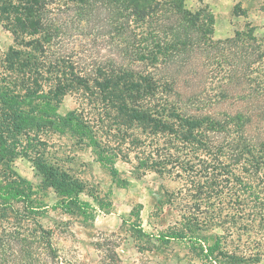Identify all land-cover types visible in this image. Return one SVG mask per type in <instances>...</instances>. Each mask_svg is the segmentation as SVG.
<instances>
[{
	"label": "trees",
	"instance_id": "trees-1",
	"mask_svg": "<svg viewBox=\"0 0 264 264\" xmlns=\"http://www.w3.org/2000/svg\"><path fill=\"white\" fill-rule=\"evenodd\" d=\"M186 2L0 0V26L14 39L0 53V264H76L62 254L42 217L51 208L79 212L88 221L95 208L82 199L84 184L52 162L43 135L69 131L108 168L123 143L114 148L101 134L102 120L94 123L84 111L61 114L68 95L112 117L130 149L140 151L138 172L182 182L175 196L181 205L188 201L184 223L160 230L157 239L188 243L218 262L222 238L236 233L254 253L227 256L260 264L264 139L253 133L264 126V46L254 28L215 40L208 7L193 10ZM212 58V83L197 85ZM224 99L251 104L216 112ZM17 159L31 161L55 191L56 204L37 196L16 171ZM89 197L100 209L109 205ZM217 229L225 234H203Z\"/></svg>",
	"mask_w": 264,
	"mask_h": 264
},
{
	"label": "rangeland",
	"instance_id": "rangeland-1",
	"mask_svg": "<svg viewBox=\"0 0 264 264\" xmlns=\"http://www.w3.org/2000/svg\"><path fill=\"white\" fill-rule=\"evenodd\" d=\"M186 5L193 10L206 7L198 0H187ZM208 9L213 14L209 7ZM235 13L238 14L237 11ZM213 20L216 23L214 14ZM235 27L232 37L236 32L248 34L254 28L249 21L239 23ZM255 33L264 46V34L260 35L256 29ZM214 37L218 40L215 29ZM13 44L12 35L0 26V53L6 52ZM227 52L226 50V54ZM246 52L250 54L252 49ZM245 55L242 60L246 59ZM251 58L254 60L255 56ZM215 61L213 58L206 61L202 73L206 76L199 77L197 85L212 83L214 70H217L214 66ZM253 66L246 73L253 72ZM195 73V77L199 73L201 75L198 69ZM250 104L251 102L242 99L239 102L224 99L218 102L215 111L230 110L232 105L246 108ZM100 107V105H91L88 100L80 96L68 95L62 103L60 113L66 114L78 109L84 111L94 123L101 119L104 126L101 128L104 129L101 132L103 138L110 141L114 148L119 143H123L120 152L113 151L117 157L110 168L101 165L92 148L79 142L69 131L55 130L43 135L52 162L57 163L84 184L85 194L82 195V199L93 202L95 208L93 220L88 221L79 212L68 214L61 209L51 208L42 217V223L54 232L56 245L65 257L76 264H240L227 255H244L249 258V255L254 253L253 250L251 252L244 247L246 238H240L236 233L231 237L222 238L221 252L215 255L218 257V262L205 260V257L194 251L188 243L182 241L165 243L157 239L160 230L179 228L184 223L182 207L187 206L188 201L181 205L178 196H175L182 182L170 179L163 181L158 174L150 170L144 174L138 172L136 157L139 155V149H130V139L122 138L111 121L112 117L110 120ZM253 134L258 140L264 139V126ZM14 167L18 174L28 181L29 186L37 191L38 197L43 198L50 207L57 203L58 197L55 191L44 185L31 161L17 159ZM113 168L117 169L116 175L112 171ZM88 194L100 196L109 205L106 209H100ZM259 230L260 235L257 239L264 244V224ZM212 233L222 236L225 234L220 229L203 234L212 235ZM214 240L215 238L211 237L210 243H214ZM203 244L205 248V243ZM261 248L263 258L260 264H264V246Z\"/></svg>",
	"mask_w": 264,
	"mask_h": 264
},
{
	"label": "crops",
	"instance_id": "crops-1",
	"mask_svg": "<svg viewBox=\"0 0 264 264\" xmlns=\"http://www.w3.org/2000/svg\"><path fill=\"white\" fill-rule=\"evenodd\" d=\"M203 5L208 6L216 17L218 39L232 37L235 26L247 21L260 35L264 34V0H203Z\"/></svg>",
	"mask_w": 264,
	"mask_h": 264
}]
</instances>
